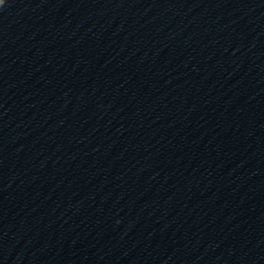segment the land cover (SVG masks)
Segmentation results:
<instances>
[{
	"label": "clouds",
	"instance_id": "1",
	"mask_svg": "<svg viewBox=\"0 0 264 264\" xmlns=\"http://www.w3.org/2000/svg\"><path fill=\"white\" fill-rule=\"evenodd\" d=\"M3 3V0H0V4H2Z\"/></svg>",
	"mask_w": 264,
	"mask_h": 264
}]
</instances>
